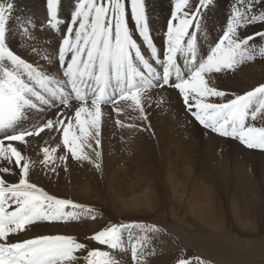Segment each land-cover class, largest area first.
<instances>
[{
    "label": "snow or ice",
    "instance_id": "6c2138e0",
    "mask_svg": "<svg viewBox=\"0 0 264 264\" xmlns=\"http://www.w3.org/2000/svg\"><path fill=\"white\" fill-rule=\"evenodd\" d=\"M128 2L139 33L151 51L152 60L161 64L162 74L146 59L141 47L129 32L126 23ZM210 2L211 0H201V5L206 6ZM187 3L188 0H177L173 19H178V24L169 22L167 48L161 60L148 35L144 0H79L77 10L72 16L73 24L79 19V27L74 33L75 39H71L73 29L68 28L69 36L63 39L59 50V61L64 69L63 76L66 77L61 85L55 78L37 71L14 55L6 46L7 24L13 5L0 0V132L6 133L0 139V158L9 163L14 160L15 165L22 170L18 183H6L0 178V264H73L77 259L76 253L87 247L74 237L65 235H45L22 242H9L12 234L23 232L34 223L77 219L75 213L64 210L68 207L81 209L83 206L48 195L30 183L29 164H22L24 157L21 151L11 143L5 144V141L27 143L26 137L38 136L45 129L62 130V144L72 158L95 163L93 155L84 151V148H91L95 159H99L100 152L96 148L100 145L98 137L103 118L102 105L112 104L113 111L119 116L123 113V109L119 107L123 102L131 110L139 111L141 118L147 119L143 99L147 90L152 87H175L183 95L186 105L190 93L201 98L222 97L225 93L209 87L205 74L234 69V66L244 60L254 58L255 49L248 47L249 41L254 37L238 38L237 28L247 22L264 21V16L249 17L247 13L251 11L250 7L244 11L238 9L228 24V30L202 62L197 64L195 59V38L187 42L186 49L191 54L190 62L193 67L190 74H182L177 57L185 52L184 38L188 36V29L199 14L198 9L191 18L189 13H182V6ZM241 3H245V0H241ZM58 5L59 0H47L52 27L59 23ZM259 35L264 36V33ZM68 53L71 56L66 62ZM259 54L264 55V48L260 49ZM22 73H27L28 81L35 83L39 90L26 82ZM173 74L177 82L170 79ZM66 88H70L69 95L74 96L80 105L75 109L73 117L68 118L61 113L56 121L48 120L39 128L16 131L25 119V110L36 107L33 98L48 103L42 93L52 97L59 93L64 97ZM61 103L65 107H71L67 98H63ZM195 107L197 111L193 115L204 128L223 137L238 138L248 148L264 150V127L246 126L249 116L255 120L257 113L264 110V85L245 95L236 96L227 103H202L197 99ZM116 123L118 126H125L119 119ZM90 139L95 140L96 148H92ZM55 151L54 148L43 149L45 163L52 158L49 153ZM60 159L66 157L62 156ZM95 166L100 167L98 163ZM0 171L8 173L11 170L4 167ZM85 211L90 213L92 209ZM131 227L134 226L113 225L94 234L90 239L115 249L122 244V231ZM147 230L156 231L152 228ZM137 251L136 244H133L134 257ZM85 259L87 264H113L108 253L97 249L89 250ZM178 264L192 262L182 259ZM197 264H204V261L198 260Z\"/></svg>",
    "mask_w": 264,
    "mask_h": 264
},
{
    "label": "bare ground",
    "instance_id": "6f19581e",
    "mask_svg": "<svg viewBox=\"0 0 264 264\" xmlns=\"http://www.w3.org/2000/svg\"><path fill=\"white\" fill-rule=\"evenodd\" d=\"M254 1V4L258 7L254 8L251 13H247L249 17L260 16V0ZM4 2L6 3L7 0H4ZM78 3L79 0H59L57 8L59 23L52 27L49 22L47 0H15L9 21L15 17L12 12L14 11V6H16L19 9V17H16L12 22H18L19 19V29H13L11 23L8 24L11 30L9 31L7 27L6 46L14 55L37 71L55 78L63 84L62 70L57 67L59 61L57 50L62 47L63 39L69 36L68 28L73 29L71 39H75L74 33L79 27V19L76 24H73L72 16L77 10ZM176 3L177 0H144L148 35L161 60H163V55L167 48L169 22L172 21L174 25L178 24V19H173ZM215 4L224 6L222 8L224 11L229 1L217 0ZM214 7L215 5L202 6L201 0H188L187 5L182 6V13H189L190 18L193 13H196L197 9L199 10V14L195 16L192 26L188 29V36L184 38L185 49L187 42L193 37L195 38L194 47L197 64L211 54L212 49L222 38L219 40L215 38L213 34L215 25L220 24L227 29L230 19L233 17H230L227 11L223 15V11H220L218 23H215L214 14L212 13L215 10ZM167 9L170 10V13L165 18ZM126 16L130 34L141 47L146 59L151 62L150 55L145 47L147 43L140 35L138 26L133 19L130 2L126 3ZM262 25H264L263 21H252L244 23L242 27L237 28L238 38L254 37V39L250 40L252 43L249 46L255 49L254 58L250 66L243 67L238 64L234 66V69L205 74L208 86L224 92V96L201 98L195 97L194 94L190 93L188 108H186L180 91L172 89L171 86H164L150 88L143 99V102L154 100L164 105L171 115L178 117L184 123L187 134L198 136L197 144L193 143V145L197 147L196 151L201 153L198 156L193 153L190 157L183 155L186 160H191V163L186 167L188 170L185 173V179L180 181L175 177L174 173L170 172L165 175L169 194L170 192H175L178 188L181 190V194H178L177 197L172 193L168 194V198H166L167 202L173 200L176 203L177 206L173 208L175 214L178 216L182 211L183 219L193 220L187 221L190 225L196 221L201 227L208 229L219 226L222 224V219L218 217L215 210L210 206L214 204L215 199V202L220 207L224 206L223 208L229 209L233 218L232 222L239 234L255 238L258 237L256 234L260 232L258 229L261 223L264 222V157L248 151V147L241 143L238 138L223 137L210 129L204 128L199 121L191 118L186 112L187 110L191 113L197 111L195 107L197 99L201 100L202 103H227L235 99L236 96L245 95L261 86L264 76V55H260L259 52L264 46V36L259 34L263 28ZM17 30H19V34L16 33L18 32ZM185 55H191L187 49L183 54L178 55L177 64L181 68V73L186 76L190 74L193 65L188 68V60H185L186 64L183 62ZM70 56L71 53H68L66 62ZM259 56L262 60H260ZM154 68L161 70L160 66L157 65H154ZM22 78L39 90L35 83L28 81L27 73H22ZM172 81H176V79ZM153 83H158V81H153ZM42 94L44 95V93ZM45 99L48 100L47 96H45ZM33 102L36 107L25 110V119L17 127L16 131L34 130L43 126L48 120L56 121L61 113L65 117L71 118L74 116L75 109L80 106L71 102V107L56 104L48 107L42 102L35 100V98H33ZM105 107L102 106V110L106 109ZM259 113H257L256 119L259 118ZM247 125L261 127V119L255 122L249 116L246 120ZM5 134L0 132V138L4 137ZM26 141L27 143L7 141L5 144L11 143L21 151L24 157L21 163L29 164L28 181L48 195L72 201L82 205L83 208L72 209L68 207L64 210L68 213H75L78 216L77 219L34 223L27 226L25 231L12 234L9 237V242H22L45 235L74 237L87 247L76 253L77 259L73 264H87L85 259L87 252L93 249L108 253L113 264H178V261L182 259H187L192 264H197V261L201 260L196 257L194 249H185L183 242L176 240L128 241L122 242L120 247L115 249L91 240L90 237L100 231L101 222L94 218V215L97 216L96 210H92L89 219L82 222L88 216L85 212V207L86 203L93 199L95 202L101 203V197L88 182H82L81 176L83 174L80 170L71 168L68 152L62 144V130L45 129L38 136L26 137ZM45 147L56 149L54 153H49L52 158L47 163H45L46 158L43 152ZM62 156L66 157V159H60ZM249 164H252L253 168L247 170V167L250 166ZM4 167L9 168L11 171L8 173L0 171V178L4 179L6 183H18L21 178V168L15 165L14 160L9 163L0 158V168ZM193 171H198L195 176L191 173ZM249 176H252L254 184L249 183ZM72 177L77 180V186L70 184ZM190 179L193 181L188 184L186 181ZM147 185L142 191L133 189L130 185V190L127 193H121L114 201V204L118 209L124 211L131 209L138 211L140 207L150 210L153 208L152 205L157 207L158 197L160 196L163 199L164 195L156 189V186L153 185V187L150 182ZM188 185H192V187L187 189ZM248 206H250L251 210L250 208L247 210ZM183 207L185 210H183ZM11 210L9 209V211ZM133 244H136L138 249L136 257L132 254ZM260 249L262 250L261 252H264V247ZM250 252L251 258H253V252ZM255 253L257 255L259 251L257 250ZM204 264L209 263L204 261ZM262 264L264 263L262 262Z\"/></svg>",
    "mask_w": 264,
    "mask_h": 264
},
{
    "label": "rangeland",
    "instance_id": "374dc122",
    "mask_svg": "<svg viewBox=\"0 0 264 264\" xmlns=\"http://www.w3.org/2000/svg\"><path fill=\"white\" fill-rule=\"evenodd\" d=\"M216 1L211 0L206 6L215 5V10L212 13L215 23H218V14L223 11L224 6H219V4L217 6ZM228 1L229 4L226 5L227 8L224 9L222 15L227 11L230 17L238 9L244 11L250 7L252 11L258 7L254 4V0H245V3H241V0ZM7 3L14 5L15 0H7ZM259 7L260 16H264V0H260ZM169 11L166 12L165 18L169 15ZM12 13L15 17L8 21V24L11 23L13 29H19V19L18 22H12L16 17H19V9L14 6ZM262 26L260 33H264V25ZM227 30L228 27L226 29L220 24H216L213 34L219 40ZM17 31L16 33L19 34V30ZM251 43L252 41H249L248 47ZM260 60H262L261 57ZM251 62L252 59L244 60L240 65L243 67L250 66ZM262 85H264V76ZM143 105L147 119L141 118L139 111L131 110L122 102L119 107L123 109V113L119 116L113 111V105H106V109L102 110L103 118L100 136L98 137L99 147L96 148L95 140H89L92 148H96V151L100 152L99 159H95L91 148H84V151L93 155L95 163L75 160L68 153L71 168L80 170L83 174L81 176L82 182H88L101 197V203H97L93 199L86 203L85 207V209L90 208L97 211V216L94 215V218L101 222L100 231L113 225H133L134 227L122 231V242L176 240L183 242L185 249H194L196 257L209 264L264 263V257H262L264 252H261L260 249L264 247V222L258 229L260 232L256 234L258 235L257 238L242 236L237 232L232 222L233 218L229 209L223 208L224 206L220 207L215 199L214 204L210 206L222 219V224L219 226L208 229L201 227L196 221L190 225L187 221L193 220L183 219L182 211L178 216L175 214L173 208L177 206L176 203L173 200L167 202L166 199L169 191L166 186L167 177L165 175L170 172L174 173L180 181L185 179V173L188 170L186 167L191 163V160H186L183 155L190 157L193 153L197 156L201 153L196 151L197 147L193 145V143L197 144L198 136L189 133L188 136L184 123L178 117L171 115L164 105L154 100L143 102ZM191 118L194 119L195 117ZM117 119L122 121L125 126H118ZM259 119H261V127H264V110L260 111L259 118L255 119V122ZM128 125L135 126L129 127ZM247 150L264 157V150L257 148H248ZM97 163L100 165L99 168L95 166ZM249 165L247 170L253 168L252 164ZM197 172L191 173L195 176ZM252 179V176H249V183L254 184ZM70 181L72 186H77L76 179L72 177ZM190 181L193 180L190 179L186 182L189 184ZM149 182L164 195L163 199L158 197L157 207L152 205L153 208L150 210L140 207L138 211L132 209L124 211L116 207L114 201L121 193H127L130 190V185L133 189L142 191ZM190 187L192 185H188L187 189ZM172 193L177 197L178 194H181V190L178 188L175 192H170V194ZM249 208L250 206L247 207V210ZM183 210H185L184 207ZM85 212L88 216L82 222L87 221L92 213V211L90 213ZM150 228L156 229V231H148L147 229ZM257 250L259 254L256 255ZM250 251L253 252V258H251Z\"/></svg>",
    "mask_w": 264,
    "mask_h": 264
}]
</instances>
